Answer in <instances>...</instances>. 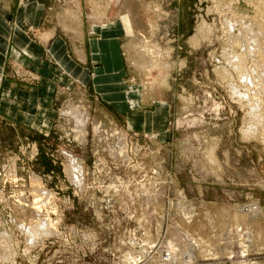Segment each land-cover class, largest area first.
Returning <instances> with one entry per match:
<instances>
[{
	"label": "rangeland",
	"instance_id": "rangeland-1",
	"mask_svg": "<svg viewBox=\"0 0 264 264\" xmlns=\"http://www.w3.org/2000/svg\"><path fill=\"white\" fill-rule=\"evenodd\" d=\"M44 1L77 62L7 67L0 264H264V0Z\"/></svg>",
	"mask_w": 264,
	"mask_h": 264
},
{
	"label": "crops",
	"instance_id": "crops-1",
	"mask_svg": "<svg viewBox=\"0 0 264 264\" xmlns=\"http://www.w3.org/2000/svg\"><path fill=\"white\" fill-rule=\"evenodd\" d=\"M84 3L89 6V9H92L91 3H87L85 0H77V10L75 11H77L78 14L79 11H85L86 6ZM47 10L48 6L44 0H0V75H3L0 81V90H2L4 86L7 87L5 75L7 67L11 62L10 60L19 61L21 63H25L28 60L31 62V65H36L37 60H42L45 52L49 50L53 57L62 60L63 67L64 62H66L67 66H65L67 68L69 62L71 64L77 62L72 58L69 42L62 34H57L55 30L52 29L48 33L45 32L42 35L44 39L38 40V38L34 37L33 31H38L42 28L43 19ZM92 20L89 22L91 35L87 42L88 56L84 54L83 51H80L78 56L81 58L88 57L93 60L96 74L98 69L108 64V59H111L112 63L116 64V71H113L115 72L114 74L123 72L122 64L121 62L119 63V61L121 59V38L125 35V32L118 30L119 32H114L113 36L108 38V34H106L108 32L103 31L104 33H102L100 30L97 31L98 27L96 25H100L101 22H96L93 18ZM63 26L68 27L69 23L66 21L63 23ZM78 38L81 40L84 39L83 37ZM96 50L98 54L100 52L101 54L103 53V59L97 58L94 55ZM112 54L114 59L111 58L113 57ZM117 63H119V65H117ZM4 104L2 102L0 108L5 107ZM136 114L144 115L142 113ZM136 114L134 113L132 118L137 124H141L136 121ZM147 114L149 113H145V115Z\"/></svg>",
	"mask_w": 264,
	"mask_h": 264
},
{
	"label": "bare ground",
	"instance_id": "bare-ground-1",
	"mask_svg": "<svg viewBox=\"0 0 264 264\" xmlns=\"http://www.w3.org/2000/svg\"><path fill=\"white\" fill-rule=\"evenodd\" d=\"M262 2V1H261ZM263 5V4H262ZM253 30V29H252ZM263 30V29H262ZM76 113V112H75ZM79 120V119H78ZM80 122V121H79ZM72 166L73 165H69L68 167H69V170L68 171H70L71 169L70 168H72ZM72 175V174H71ZM36 182V181H35ZM48 193V192H47ZM49 195V194H48ZM44 219V218H43ZM38 220V219H37ZM42 221V220H41ZM51 221V220H50ZM46 222H47V219H46ZM46 222H44V223H42L41 225L39 224L38 226H35V228L37 227V228H39V226H40V230L42 229L43 231H45V230H47L48 229V226L50 225V224H48V222L46 223ZM41 223V222H40ZM52 223V222H51ZM35 224H38V223H35ZM32 225V224H31ZM33 226V225H32ZM31 226V227H32ZM34 227V226H33ZM23 228V227H22ZM53 228V227H52ZM29 229H31V228H29ZM34 229V228H33ZM49 229H51V228H49ZM35 231H37L36 229H34ZM30 231V230H29ZM42 231V232H43ZM33 232V231H32ZM34 233V232H33ZM44 233V232H43ZM49 233V232H48ZM35 234V233H34Z\"/></svg>",
	"mask_w": 264,
	"mask_h": 264
}]
</instances>
